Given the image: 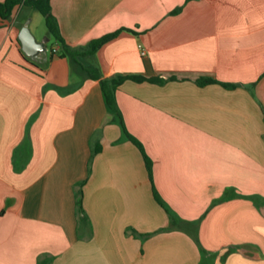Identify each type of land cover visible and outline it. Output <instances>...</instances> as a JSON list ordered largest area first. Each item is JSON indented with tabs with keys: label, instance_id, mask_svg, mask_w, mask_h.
Wrapping results in <instances>:
<instances>
[{
	"label": "crops",
	"instance_id": "crops-1",
	"mask_svg": "<svg viewBox=\"0 0 264 264\" xmlns=\"http://www.w3.org/2000/svg\"><path fill=\"white\" fill-rule=\"evenodd\" d=\"M50 6L70 48L117 33L101 79L160 80L115 92L151 175L100 80L55 41L25 56L18 7L0 21V264H264V0Z\"/></svg>",
	"mask_w": 264,
	"mask_h": 264
},
{
	"label": "trees",
	"instance_id": "trees-1",
	"mask_svg": "<svg viewBox=\"0 0 264 264\" xmlns=\"http://www.w3.org/2000/svg\"><path fill=\"white\" fill-rule=\"evenodd\" d=\"M18 7H28L32 10L37 11L44 19L45 26L47 29V38L53 39L58 43L60 47V56L66 57L70 63L72 73L82 77L83 79H92L100 80L101 91L104 99V104L106 111L111 116L112 121L120 125L123 130L126 138L133 143L142 153V156L145 161L146 169L148 170L149 175H151V165L149 159L145 156L141 145L131 137L123 127L122 118L120 112L116 106L115 102V92L118 87L126 80H131L133 82H150V83H160V80L157 79H146L143 77L137 76H118L110 80L101 79L99 68L95 61V54L97 50L107 41L114 38L117 33H113L107 36H104L100 39L91 41L86 49H73L67 46L64 40L60 37L59 28L55 21V18L52 15L50 0H4L0 3V21H9L12 18L13 12ZM52 54H54L52 52ZM90 59L89 62L84 63V60ZM199 85L216 83L213 80L202 79L198 80ZM224 87H229L228 85L223 84ZM97 152V149L96 151ZM155 200L163 205L158 198L157 194L154 192ZM76 215L78 216L79 221L85 220V215L82 207V191L78 190L76 193ZM174 218H172L173 222Z\"/></svg>",
	"mask_w": 264,
	"mask_h": 264
},
{
	"label": "rangeland",
	"instance_id": "rangeland-1",
	"mask_svg": "<svg viewBox=\"0 0 264 264\" xmlns=\"http://www.w3.org/2000/svg\"><path fill=\"white\" fill-rule=\"evenodd\" d=\"M22 12L20 13L18 20L19 21H28V27L32 35L36 40L42 41L47 38V29L43 17L37 12L28 7H21ZM54 44V40L51 38L50 41L46 44V52L50 53V48Z\"/></svg>",
	"mask_w": 264,
	"mask_h": 264
},
{
	"label": "water",
	"instance_id": "water-1",
	"mask_svg": "<svg viewBox=\"0 0 264 264\" xmlns=\"http://www.w3.org/2000/svg\"><path fill=\"white\" fill-rule=\"evenodd\" d=\"M18 41L25 56L28 58H34L37 55L46 52V44L49 39L45 38L42 41H37L26 24L19 31Z\"/></svg>",
	"mask_w": 264,
	"mask_h": 264
},
{
	"label": "built area",
	"instance_id": "built-area-1",
	"mask_svg": "<svg viewBox=\"0 0 264 264\" xmlns=\"http://www.w3.org/2000/svg\"><path fill=\"white\" fill-rule=\"evenodd\" d=\"M52 52L55 53L56 52V49H53Z\"/></svg>",
	"mask_w": 264,
	"mask_h": 264
}]
</instances>
